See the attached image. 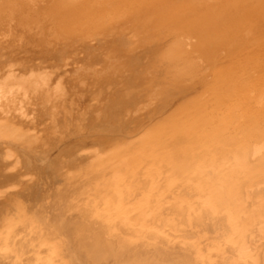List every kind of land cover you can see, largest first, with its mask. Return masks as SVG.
I'll return each mask as SVG.
<instances>
[{"label":"bare ground","instance_id":"6f19581e","mask_svg":"<svg viewBox=\"0 0 264 264\" xmlns=\"http://www.w3.org/2000/svg\"><path fill=\"white\" fill-rule=\"evenodd\" d=\"M29 1L0 0V32L11 24L45 45L73 32L84 43L119 36L112 27L120 7L94 15L85 0L42 8ZM161 17L146 64L153 81L141 91L156 102L150 128L132 123V106L105 109L92 133L118 137L110 142L83 143V125L97 110L82 114L86 123L77 110L72 122L75 106L59 74L1 67L0 264H264V78L237 90V79L219 76L209 96L166 116V101L186 96L197 56L212 55L219 36L199 23L193 45L189 21ZM98 21L102 33L93 34ZM9 33H0L1 46ZM118 38L126 48L136 43ZM92 77L102 100L110 77Z\"/></svg>","mask_w":264,"mask_h":264},{"label":"rangeland","instance_id":"374dc122","mask_svg":"<svg viewBox=\"0 0 264 264\" xmlns=\"http://www.w3.org/2000/svg\"><path fill=\"white\" fill-rule=\"evenodd\" d=\"M33 1L36 3L37 8H42L51 2V0H36L38 2L32 0V3ZM85 1V3L88 2L87 6L93 5L91 8L94 15H99L97 12L101 9L104 10L107 6L109 8H113L112 5L120 7L119 15L122 18L116 21L112 28L115 29V34L119 36L122 34L124 38L136 42L133 47L126 48L120 45V39L117 35L115 37H103L102 34H97L98 36L95 34V36H92L91 39L89 38L84 43L81 42L83 40L81 37L80 39L77 38L80 35L83 36L82 32H73L74 34L71 33L69 38H67L68 36L61 37L59 38L61 41H52L55 39L51 38L49 40L51 43L45 45V43H39V40L33 34L28 37L22 36L20 29L14 26L13 23L12 26L14 27L11 28L12 30L10 29L11 24H5L7 26L2 27L1 32L8 35L10 31V37L4 38V42H2L4 45H0V70L7 67V64L18 63L19 69L24 73L29 70L44 68L59 74L64 79L65 85L70 92L72 103L75 106V115L70 116L72 122L77 121L72 119L73 117L77 118V110L79 111L78 114L81 115L90 114L93 112L92 109L97 110L88 119L82 115L83 122L86 123L88 121L86 125H83L84 127L86 126L87 130L81 132V134L84 133L85 135L82 140L89 147L96 141H102V139L106 142H110L115 138L118 139L115 136L98 137L92 133L94 132L92 129L93 125L95 124L94 126H96L97 124V122L95 123V113L99 114L105 109L107 113L113 114L118 107L132 106L133 111H139L135 114L134 119L131 120L133 121L132 123L137 124V127L150 128L148 113L154 108L156 102H147V99H145L146 94H141L143 93L141 91H144L146 87L148 90L153 81L152 71L150 72L149 69H146L154 49L158 47V42L154 39L157 32L154 31L152 24L157 19L162 20L161 16L163 15L173 20L189 21L190 31H188L193 37L191 42L193 45L200 43L197 31H193L197 30L196 25L199 23L203 22L202 24L205 27L214 29V33L219 36V44L212 49L210 53L212 55H208L207 51H204L197 56L199 58L196 60L199 74L193 81H189L188 84L186 82L185 85L188 88L186 96L180 95L179 98L166 101V116L183 107L187 100L209 96L208 94L216 86L219 76L237 79V90L249 89L254 82L262 78L261 76L264 78V0ZM106 1L109 3L111 1V5L109 6ZM132 1H135V4ZM27 2L31 1L19 0L20 5L27 4ZM113 2L114 4H112ZM128 2L131 5L133 4V7L135 5L136 8H133ZM101 27V22L98 21L91 32L93 34L96 32L102 33ZM3 30L8 33L3 32ZM192 31L195 33L194 36ZM136 33H138V36H134ZM129 58H139L140 61L142 60V64L140 62L139 65H132V60ZM143 61L145 65L147 64L146 66L143 65ZM141 65H143V68L145 66L144 70L140 68L142 67ZM107 67L110 68L107 70ZM115 67L118 70L114 69ZM94 70L99 73L105 72L106 77H110V90H105L106 94L102 100H95L93 95L94 91L99 89L101 85L98 84L93 89L95 84H97L95 83L96 79L92 77ZM148 70L151 74L146 72ZM113 74L115 75L113 76ZM85 75L93 79L91 80L90 77H85ZM111 75L114 77L112 80ZM84 81L87 84L83 85ZM93 82L94 87L92 85ZM249 84L250 86H248ZM130 92H134V94L131 98H126ZM91 105H95V107H90ZM42 127L44 128V126ZM71 137L73 139H70ZM71 137L69 140L73 141L76 139V135ZM54 151L51 154V158H54V155H56L55 157L58 156V151Z\"/></svg>","mask_w":264,"mask_h":264}]
</instances>
